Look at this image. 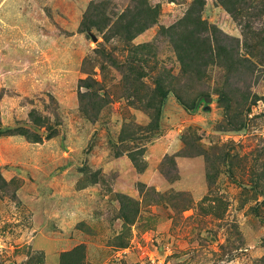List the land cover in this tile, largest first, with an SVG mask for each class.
I'll return each mask as SVG.
<instances>
[{
	"label": "rangeland",
	"instance_id": "1",
	"mask_svg": "<svg viewBox=\"0 0 264 264\" xmlns=\"http://www.w3.org/2000/svg\"><path fill=\"white\" fill-rule=\"evenodd\" d=\"M203 1L249 59L237 75L183 74L167 30L195 0H150L158 22L133 38L134 0H0V264L80 246L85 264H264V46ZM200 92L195 110L177 96Z\"/></svg>",
	"mask_w": 264,
	"mask_h": 264
},
{
	"label": "trees",
	"instance_id": "2",
	"mask_svg": "<svg viewBox=\"0 0 264 264\" xmlns=\"http://www.w3.org/2000/svg\"><path fill=\"white\" fill-rule=\"evenodd\" d=\"M219 1L234 18L249 19V21H245V28L249 33L246 40H249V43L258 41L264 46V26L259 28L253 26L255 19H260L264 15V9H259L260 5L256 6L253 0ZM203 5V0H195L185 17L167 30L172 33L171 41L174 43L178 58L182 62L183 74L200 78L209 67L222 66L227 69L229 76L237 75L238 71L242 69V61L247 62L249 59L243 58L241 55L238 37H231L224 33H222V36L225 35L224 38L219 37L217 34L220 32L219 29L214 25H207L206 20L202 18ZM158 15L159 10L151 6L150 0H134L132 6L128 7L124 24L119 25L125 31L123 36L133 38L157 23ZM160 79L157 81L158 88L162 95H166L170 89L165 91L164 81ZM230 89L227 85L221 87L218 90V101L227 111L230 130L240 131L245 129L247 124L234 111L233 99L236 93ZM177 96L187 108L193 110L197 109L199 104L202 101H207L208 98L207 93L200 92L195 100L189 103L182 99L181 94H177ZM242 98L246 99L245 95ZM261 191L264 195V190ZM83 251V247L80 246L65 252L61 257L60 264H85ZM37 262L45 264L39 259L31 261L32 264Z\"/></svg>",
	"mask_w": 264,
	"mask_h": 264
}]
</instances>
